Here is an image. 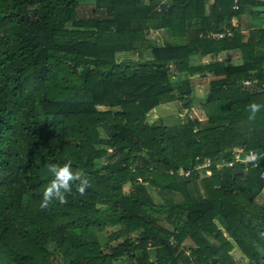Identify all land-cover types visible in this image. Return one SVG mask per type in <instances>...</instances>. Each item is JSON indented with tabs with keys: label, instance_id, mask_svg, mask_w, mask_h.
<instances>
[{
	"label": "trees",
	"instance_id": "trees-1",
	"mask_svg": "<svg viewBox=\"0 0 264 264\" xmlns=\"http://www.w3.org/2000/svg\"><path fill=\"white\" fill-rule=\"evenodd\" d=\"M246 14L263 24L218 38ZM206 75L203 123L189 115ZM175 103L183 122L150 121ZM263 173L264 0H0V264H241L235 248L264 264Z\"/></svg>",
	"mask_w": 264,
	"mask_h": 264
},
{
	"label": "rangeland",
	"instance_id": "rangeland-1",
	"mask_svg": "<svg viewBox=\"0 0 264 264\" xmlns=\"http://www.w3.org/2000/svg\"><path fill=\"white\" fill-rule=\"evenodd\" d=\"M213 1H210V3ZM94 7V0H80V10L83 14H87L92 8ZM150 39H152L155 42H159L160 44H163L164 42H166L167 40H169V35L168 33H166L165 31H160V32H154L151 33L150 35ZM147 54H145L144 57H146ZM137 58L138 56H132V55H127V54H122L119 55L118 59L119 60H125L128 58ZM219 59L222 60H226V61H230L234 64H239L241 57L240 54L237 53H227V54H223L219 57ZM210 59L209 58H194L193 59V63L194 64H201L202 62H208ZM194 90H195V94H196V99H195V107L193 109V112L190 113V117L193 119H198L201 122H205V117L203 114V110H202V104L206 101L209 90H210V82L214 79L212 76L210 75H206L204 76H196L194 77ZM186 113L184 108H182V105L180 103H175V105H166V106H161L159 108H157L156 110H154L150 116L149 119L151 122H160L163 121L164 124L166 125H176L179 124L180 122H183L185 119ZM202 123V124H203ZM102 136H106L103 132V130H101ZM127 163L131 166H135L136 165V160L134 158H130L127 160ZM179 174L182 173V169H179L178 171ZM41 176L46 177L48 176V172L47 171H41L40 172ZM210 173L207 172H201L200 173V179L208 177ZM200 189H202L201 187V182H198ZM126 192L130 191V187L126 186L125 188ZM151 195L152 197L155 199V201H159V197L157 196V193H155L154 191L151 190ZM179 200V198L177 199ZM256 204L258 206H263L264 205V192L262 194V196H259L258 198H256L255 200ZM219 227L220 224L217 223ZM165 225V223H164ZM113 229H107V232H111ZM106 233V232H103ZM192 241L189 240L188 241V246H193L192 245ZM231 255L238 259L240 261L241 264H248V260L244 259V257L242 256V253L240 252V250L238 248L233 249V251L231 252ZM51 260L53 261L54 264H66L63 258L60 259H56L55 257H52ZM123 264H133L130 262H125Z\"/></svg>",
	"mask_w": 264,
	"mask_h": 264
},
{
	"label": "crops",
	"instance_id": "crops-1",
	"mask_svg": "<svg viewBox=\"0 0 264 264\" xmlns=\"http://www.w3.org/2000/svg\"><path fill=\"white\" fill-rule=\"evenodd\" d=\"M262 24V21H254L250 14L244 16L221 17L219 19V35L225 36L232 35L236 32H251L259 28Z\"/></svg>",
	"mask_w": 264,
	"mask_h": 264
},
{
	"label": "clouds",
	"instance_id": "clouds-1",
	"mask_svg": "<svg viewBox=\"0 0 264 264\" xmlns=\"http://www.w3.org/2000/svg\"><path fill=\"white\" fill-rule=\"evenodd\" d=\"M261 105L253 103L250 105V115H249V119H254L256 117V114L261 110ZM49 170L54 174L55 179L52 180V184L51 187H56L57 184L61 185V186H67V181L72 178L73 173L70 170V165L65 164L63 167H57L56 165H50L49 166ZM86 185H82L80 186L79 191L81 192V194H83V188ZM51 189H49L50 191ZM47 195L48 193H46V198L45 200H43L41 207H46L48 204V199H47ZM61 202L63 201V197L60 200Z\"/></svg>",
	"mask_w": 264,
	"mask_h": 264
},
{
	"label": "built area",
	"instance_id": "built-area-1",
	"mask_svg": "<svg viewBox=\"0 0 264 264\" xmlns=\"http://www.w3.org/2000/svg\"><path fill=\"white\" fill-rule=\"evenodd\" d=\"M238 0H235V2L237 3ZM238 7L236 6V9ZM218 38L219 37H222L220 35H217ZM256 159H257V154L253 151H239L237 154H236V157H235V162H239L241 164H244V165H248V164H252L253 167H256L257 164H256ZM197 164L195 165V167L193 169H201L203 167H210L211 166V159H205L202 163H200V159L197 158L196 160ZM190 172V171H189ZM189 172L186 173V175H189ZM183 174V172L181 173ZM262 178H264V173L262 175Z\"/></svg>",
	"mask_w": 264,
	"mask_h": 264
}]
</instances>
